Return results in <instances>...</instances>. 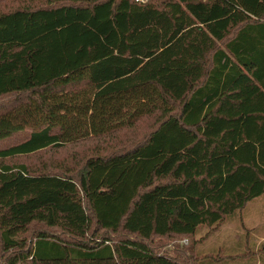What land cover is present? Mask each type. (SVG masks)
<instances>
[{"label": "trees", "instance_id": "trees-1", "mask_svg": "<svg viewBox=\"0 0 264 264\" xmlns=\"http://www.w3.org/2000/svg\"><path fill=\"white\" fill-rule=\"evenodd\" d=\"M143 1L0 0V264H184L264 195V0Z\"/></svg>", "mask_w": 264, "mask_h": 264}, {"label": "rangeland", "instance_id": "rangeland-1", "mask_svg": "<svg viewBox=\"0 0 264 264\" xmlns=\"http://www.w3.org/2000/svg\"><path fill=\"white\" fill-rule=\"evenodd\" d=\"M155 128L154 118L145 119L135 129L120 134L117 145L90 141L64 151L62 155L53 156V161L64 162L77 171L88 157L99 152L111 154L133 146L147 138ZM37 160L20 158L7 164L35 163ZM155 242L160 252L177 257L184 264H264V195L227 218L217 228L202 226L191 239H156Z\"/></svg>", "mask_w": 264, "mask_h": 264}, {"label": "built area", "instance_id": "built-area-1", "mask_svg": "<svg viewBox=\"0 0 264 264\" xmlns=\"http://www.w3.org/2000/svg\"><path fill=\"white\" fill-rule=\"evenodd\" d=\"M138 2H144L143 0H138Z\"/></svg>", "mask_w": 264, "mask_h": 264}]
</instances>
